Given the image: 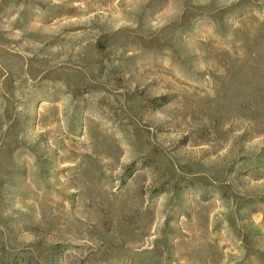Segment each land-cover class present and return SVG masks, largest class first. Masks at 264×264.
Listing matches in <instances>:
<instances>
[{"label":"rangeland","instance_id":"obj_1","mask_svg":"<svg viewBox=\"0 0 264 264\" xmlns=\"http://www.w3.org/2000/svg\"><path fill=\"white\" fill-rule=\"evenodd\" d=\"M0 264H264V0H0Z\"/></svg>","mask_w":264,"mask_h":264}]
</instances>
